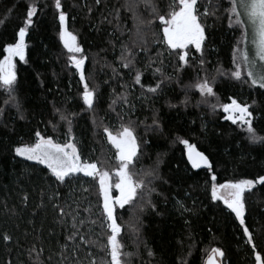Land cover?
<instances>
[{
    "label": "trees",
    "instance_id": "obj_1",
    "mask_svg": "<svg viewBox=\"0 0 264 264\" xmlns=\"http://www.w3.org/2000/svg\"><path fill=\"white\" fill-rule=\"evenodd\" d=\"M33 2L37 4L38 11L26 38L28 63L17 62L19 112L4 103L7 97L0 90V108L5 109L0 116V236L8 234L12 238L8 242L0 239V264H36L37 252L29 255L26 250L33 243L39 249L40 241L44 248L40 259L44 264H55L58 259L54 256L49 261L48 257L57 250V241L64 242V230L55 223L57 214L48 197L57 188L65 196L69 188L54 183V178L43 165L23 160L14 153L16 146L33 143L37 131L63 142L66 126L59 121L56 108L79 113L73 122V134L86 156L92 160H104L105 166L114 163V150L110 151L111 146L100 135L101 129L93 125L92 116L81 109L78 91L82 90V85L78 83V76L74 75L75 69L69 66V54L59 40L54 0H0V50L14 42L26 18L27 7ZM61 2L62 10L68 15L69 31L77 36L78 43L89 57L86 74H90V86L98 87L100 97L96 113L98 123L103 119L105 125L119 128L117 112L121 113L125 122L132 121L140 140L148 141L147 144L141 143L142 155L136 165L137 170L156 167L158 171L159 179L149 186L154 191L148 197L155 208L144 202V211L137 209L133 213L126 206L125 210H121L122 219L118 220L124 225L121 234L124 250L133 253L131 264H182L185 260L187 264H204L212 247H220L225 252V264H254V253L241 232L234 227L228 210L222 202L213 203L210 200L211 182L207 169H191L184 146L175 142L179 135L208 155L214 163L218 183L264 175V147L250 144L245 132L224 119L221 109L214 112L210 106L216 102L214 97H209L208 103H199L202 100L199 92L194 89L186 91L185 85L193 83L197 73L201 78L205 75L198 64L199 54L193 50L197 61L192 67L174 72L176 56L169 55L164 45L154 43L149 33L146 37L148 52L141 51L139 47L133 49L137 53L136 68L143 72L142 88L133 82L134 70L121 67L119 61L121 42L130 47L133 40L139 43L132 12L123 7L136 3V0H102L101 5H96L95 0ZM205 2L201 0L202 4ZM215 2L212 0V3ZM155 3L161 11H167L169 0H155ZM222 3L227 6V0H222ZM116 9L120 10L123 32L115 31V21L109 23L112 19L110 13ZM137 11L149 15L142 4ZM217 16H210L206 21L209 27L204 68L209 77L215 75L217 67L231 69L232 50L240 35L237 29L228 27L226 12L220 11ZM158 23L156 21V25ZM160 52L163 53L160 57L163 71L173 78L166 82L163 93L153 95L146 89L154 87L158 81L159 77L153 74L158 65L145 68V64L149 57L155 59ZM112 68L117 69L118 76H114ZM214 91L222 103H230L228 97L240 103L252 104L256 101L253 126L259 135L264 136V96L260 95L264 90L217 77ZM121 93L128 94L130 105L134 107H122L118 103L113 112L108 105L114 95ZM186 96L188 103L185 105L182 101ZM154 116L160 122V130L148 128ZM53 123L57 124L55 130ZM82 179L84 187H89L90 191L84 192L77 187L75 195L80 198L82 207L93 206L96 218L98 188L90 178ZM25 195L28 196L26 203L23 202ZM177 201L190 211L181 210ZM246 201L249 214L246 222L253 232L257 250L264 254L262 186L246 193ZM129 224L139 227L138 235ZM37 237L39 240L35 239ZM92 251L103 255L97 249Z\"/></svg>",
    "mask_w": 264,
    "mask_h": 264
},
{
    "label": "snow or ice",
    "instance_id": "obj_2",
    "mask_svg": "<svg viewBox=\"0 0 264 264\" xmlns=\"http://www.w3.org/2000/svg\"><path fill=\"white\" fill-rule=\"evenodd\" d=\"M102 0H95L96 5H101ZM144 5L149 15H142L137 11L140 5ZM211 6V11L210 7ZM132 12L133 27L135 35L139 38V43L133 40L131 47L129 44L121 42L120 66L135 72L133 82L141 85L142 70L136 68L137 53L134 48L139 47L141 51L148 52V40L146 37L151 34L153 42L162 44L167 49L169 55H175L177 63L173 66L174 72H182L192 67L197 61L193 54H199L198 64L201 71L205 72L204 77L197 73L194 82L185 85V89L199 92L202 100L199 103H208L209 97H214L216 102L211 104L215 112L221 109L224 112V119L236 125L241 131L246 133V139L252 145L264 147V136L257 133L253 126L254 110L256 101L252 104L240 103L235 98L228 97L230 103H222L220 97L214 91L217 77H226L235 82L247 84L252 89L264 90V0H227V6L222 0H206L205 4L201 0H169L167 11H161L155 0H136L134 4L124 5ZM54 8L58 13L59 40L67 50L69 66L75 69L74 75L78 76V83L82 85V90L78 91V99L81 102V109L92 116L93 125L101 129L100 135L103 140L111 146L114 163L105 166L102 159L92 160L86 156L79 146L76 136L73 134V122L79 113L68 109H55L59 116V121L66 126L65 139L63 142L48 136L45 137L39 131L35 132L33 143H24L14 148L15 156L26 161H32L37 165H43L49 172L53 182L58 186H68L67 195L62 196L58 188L51 191L48 197L53 211L57 214L55 223L64 230V242L57 241V250L51 252L48 259L52 260L58 256L55 264H131V252L124 250L125 245L121 240L124 225L118 222L122 219L121 210L126 206L135 213L144 211V202L148 206L155 208L148 198L154 188L149 187L155 180L159 179L156 167L149 170H137L142 155L141 141L136 133L132 121L125 122L121 113L117 112L120 121L119 128L113 125H105L103 119L96 118L99 107L98 87L90 86V74L87 73L86 62L89 57L84 48L78 43L77 36L69 31L67 22L68 15L62 10L61 0H54ZM37 4L31 3L27 7L26 18L23 25L19 27L14 42L8 43L0 50V90L6 94L5 104H10L20 111L21 105L16 96L18 87L17 62L27 64V49L29 47L26 38L29 29L33 25V17L37 15ZM88 11L92 9L89 7ZM224 11L227 14L228 27L237 29L240 33L232 50V67L225 70L221 67L214 69L215 75L208 76L204 65L206 41L208 40L207 19L210 16H217V13ZM115 24V31L123 32L120 25V10L116 9L110 13ZM217 18H219L217 16ZM108 20V17H105ZM158 21V25H156ZM111 35H114L111 34ZM115 47V45H113ZM163 53H157L155 59L149 57L145 68H153V74L159 79L155 86H149L146 91L153 95L163 93L166 82L172 80V75L163 71V60L160 57ZM110 67V66H109ZM114 76L119 73L116 68H112ZM264 96V93H260ZM147 98V97H145ZM130 105L127 93L114 95L108 107L111 111H116V105ZM188 103L187 96L184 101ZM175 107V105H170ZM5 109L0 108V116H3ZM23 119V115H20ZM57 124L53 123L55 130ZM149 129L160 130V122L154 116ZM175 142L182 144L186 150L187 163L191 169H207L210 177V200L213 203L222 202L229 214L233 218L234 227L242 234L245 243L251 247L254 253V264H264V254L257 250L253 232L248 223L246 193H252L257 186L264 189V175L255 178H242L229 180L224 183L217 182V175L214 171V163L208 155L190 143L188 139L179 135ZM82 178H90L94 186L98 188V216L94 218L93 206L82 207V202L75 195L77 187L84 192L90 191L89 187H84ZM43 196V192L41 193ZM86 199V198H85ZM28 196L23 197V202H27ZM179 208L183 211H190L185 205L177 201ZM44 205L42 204L41 207ZM87 215H82L81 213ZM187 223V221H186ZM131 230L138 235L139 227L129 224ZM5 242L12 238L8 234L0 236ZM39 240V238H35ZM37 249L33 243L26 251L31 255L37 252L36 264H44L40 259L44 248ZM92 249H97L103 255L95 254ZM191 253H189L190 255ZM149 256L152 253L149 251ZM225 252L220 247H212L208 250L207 259L204 264H225ZM187 264V261H182Z\"/></svg>",
    "mask_w": 264,
    "mask_h": 264
},
{
    "label": "rangeland",
    "instance_id": "obj_3",
    "mask_svg": "<svg viewBox=\"0 0 264 264\" xmlns=\"http://www.w3.org/2000/svg\"><path fill=\"white\" fill-rule=\"evenodd\" d=\"M32 162V161H31Z\"/></svg>",
    "mask_w": 264,
    "mask_h": 264
}]
</instances>
